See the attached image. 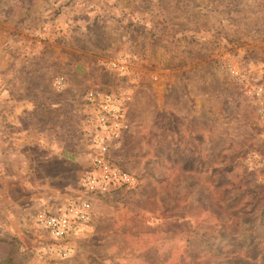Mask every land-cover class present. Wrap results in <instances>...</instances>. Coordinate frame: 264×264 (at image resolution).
<instances>
[{"label": "rangeland", "instance_id": "374dc122", "mask_svg": "<svg viewBox=\"0 0 264 264\" xmlns=\"http://www.w3.org/2000/svg\"><path fill=\"white\" fill-rule=\"evenodd\" d=\"M0 47V264H264V118L236 74L264 83V0H0ZM93 89L130 97L108 144L134 183L105 194L82 186ZM77 200L89 220L52 241L36 213Z\"/></svg>", "mask_w": 264, "mask_h": 264}, {"label": "built area", "instance_id": "2783aa9c", "mask_svg": "<svg viewBox=\"0 0 264 264\" xmlns=\"http://www.w3.org/2000/svg\"><path fill=\"white\" fill-rule=\"evenodd\" d=\"M236 74L243 81L246 94L257 101L258 113L264 118V83L252 82L247 71ZM56 83L60 84L59 81ZM85 96L93 110L89 121L97 133L95 134L96 150L83 173L84 190L91 194H105L132 186L133 175L113 162L108 144V140L119 141L128 130L129 123L124 119V102L130 100V97L119 98L99 89L89 90ZM90 216V202L77 200L64 206L54 207L52 210L37 212L35 219L52 241L62 242L68 238L78 223L89 220Z\"/></svg>", "mask_w": 264, "mask_h": 264}, {"label": "crops", "instance_id": "0c3cea01", "mask_svg": "<svg viewBox=\"0 0 264 264\" xmlns=\"http://www.w3.org/2000/svg\"><path fill=\"white\" fill-rule=\"evenodd\" d=\"M41 32H39V34H45L44 30ZM35 39L40 41L38 37L32 38L30 36L29 38H24L22 40V38L18 39L13 36L12 38H8L6 46L8 49L11 47H23L24 50L26 48L29 51L31 47H35L38 44ZM7 48L6 52L3 51L0 54V148L4 150L3 155L8 151L9 148L15 147V142L18 141V139H15V137H13V133L19 130V125H14L13 121V117H15L17 114L16 111L13 112L14 104L17 103L19 100H16L12 91L10 90L11 85L14 83V81H16L15 79H13L15 75V67L13 63L15 62H12V59L10 61L7 56L4 55V52L5 54H9ZM1 49L2 47H0V51ZM8 56L11 58L10 55ZM11 134L13 135L10 136ZM1 154L2 153L0 152V157ZM5 172L0 171V179L5 176ZM0 210L3 209L0 207ZM0 225H5L6 227H8L10 223L6 219H0Z\"/></svg>", "mask_w": 264, "mask_h": 264}]
</instances>
